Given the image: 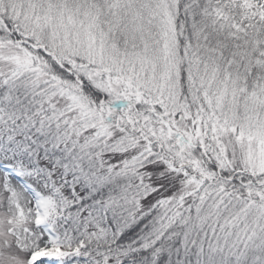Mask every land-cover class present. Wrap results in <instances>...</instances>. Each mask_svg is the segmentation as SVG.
<instances>
[{"label": "snow or ice", "instance_id": "1", "mask_svg": "<svg viewBox=\"0 0 264 264\" xmlns=\"http://www.w3.org/2000/svg\"><path fill=\"white\" fill-rule=\"evenodd\" d=\"M0 264H264V0H0Z\"/></svg>", "mask_w": 264, "mask_h": 264}]
</instances>
